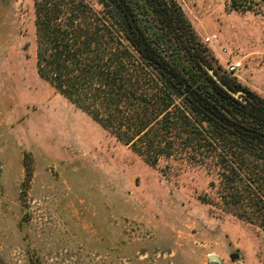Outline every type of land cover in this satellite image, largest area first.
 <instances>
[{
    "label": "rangeland",
    "instance_id": "374dc122",
    "mask_svg": "<svg viewBox=\"0 0 264 264\" xmlns=\"http://www.w3.org/2000/svg\"><path fill=\"white\" fill-rule=\"evenodd\" d=\"M228 1L178 0L201 39L219 35L221 71L241 59L229 75L264 97V8ZM36 52L34 0H0V264H264L235 172L195 140L153 147L156 126L119 141L40 77Z\"/></svg>",
    "mask_w": 264,
    "mask_h": 264
},
{
    "label": "trees",
    "instance_id": "16d2710c",
    "mask_svg": "<svg viewBox=\"0 0 264 264\" xmlns=\"http://www.w3.org/2000/svg\"><path fill=\"white\" fill-rule=\"evenodd\" d=\"M34 4L41 78L126 145L146 142L144 131L154 126L164 134L150 139L153 147L195 140L250 188L253 197L235 202L257 208L262 215L251 222L264 229V97L221 71L178 0ZM228 8L259 13L264 0H229ZM203 62L247 101L217 83ZM137 151L156 164L158 154Z\"/></svg>",
    "mask_w": 264,
    "mask_h": 264
},
{
    "label": "built area",
    "instance_id": "2783aa9c",
    "mask_svg": "<svg viewBox=\"0 0 264 264\" xmlns=\"http://www.w3.org/2000/svg\"><path fill=\"white\" fill-rule=\"evenodd\" d=\"M219 40H220V37L217 33H210V34L205 35L202 38V42L207 46L213 43H217L219 42ZM227 49L228 48L225 46L222 47V50L224 52H227ZM244 66H245L244 62L241 59H232V60L227 61L226 70L229 74L238 76V73L244 68Z\"/></svg>",
    "mask_w": 264,
    "mask_h": 264
},
{
    "label": "water",
    "instance_id": "95a60500",
    "mask_svg": "<svg viewBox=\"0 0 264 264\" xmlns=\"http://www.w3.org/2000/svg\"><path fill=\"white\" fill-rule=\"evenodd\" d=\"M204 68L208 71V73L215 79L217 83H219L224 89H226L233 96L241 99L242 101H247L243 95L246 94L244 90H236L232 88L228 83H226L222 77L217 73V71L211 67L208 63L203 62Z\"/></svg>",
    "mask_w": 264,
    "mask_h": 264
}]
</instances>
